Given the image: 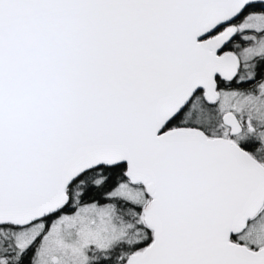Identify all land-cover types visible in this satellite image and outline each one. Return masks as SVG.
<instances>
[{"label":"snow or ice","instance_id":"1","mask_svg":"<svg viewBox=\"0 0 264 264\" xmlns=\"http://www.w3.org/2000/svg\"><path fill=\"white\" fill-rule=\"evenodd\" d=\"M0 264H264V0H0Z\"/></svg>","mask_w":264,"mask_h":264}]
</instances>
